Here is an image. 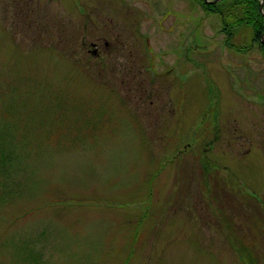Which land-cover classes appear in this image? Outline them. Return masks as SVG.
<instances>
[{
    "label": "rangeland",
    "instance_id": "1",
    "mask_svg": "<svg viewBox=\"0 0 264 264\" xmlns=\"http://www.w3.org/2000/svg\"><path fill=\"white\" fill-rule=\"evenodd\" d=\"M249 36L201 0H0V264H264Z\"/></svg>",
    "mask_w": 264,
    "mask_h": 264
},
{
    "label": "trees",
    "instance_id": "2",
    "mask_svg": "<svg viewBox=\"0 0 264 264\" xmlns=\"http://www.w3.org/2000/svg\"><path fill=\"white\" fill-rule=\"evenodd\" d=\"M202 4L207 12L219 14L227 45L237 35L242 39L250 35V39L260 42L261 35L264 33V15L260 11V0H220L216 4ZM242 245L240 242L236 244L239 255L246 263H252L250 250L247 247L241 248Z\"/></svg>",
    "mask_w": 264,
    "mask_h": 264
},
{
    "label": "flooded vegetation",
    "instance_id": "3",
    "mask_svg": "<svg viewBox=\"0 0 264 264\" xmlns=\"http://www.w3.org/2000/svg\"><path fill=\"white\" fill-rule=\"evenodd\" d=\"M255 40H252V38L250 39V44L252 43V42H254ZM257 42V44H256V46H257V48H258V50H259V52L262 54V56L264 57V44H261L259 41H256ZM250 44H249V46H250ZM104 46H105V48H106V52H107V58H109V56H111V51H110V44H109V42L108 41H106L105 40V42H104ZM248 48V47H247ZM91 52H92V54H97V52H98V50H97V48H94V49H92L91 50ZM125 65H123V66H121V64H119V70H124L125 69ZM133 74H135V73H133ZM123 78V77H122Z\"/></svg>",
    "mask_w": 264,
    "mask_h": 264
},
{
    "label": "water",
    "instance_id": "4",
    "mask_svg": "<svg viewBox=\"0 0 264 264\" xmlns=\"http://www.w3.org/2000/svg\"><path fill=\"white\" fill-rule=\"evenodd\" d=\"M218 1H220V0H203V2L205 3V4H215V3H217ZM263 3H264V1L263 0H260V11L263 13V15H264V11H263ZM264 33L261 35V43L262 44H264Z\"/></svg>",
    "mask_w": 264,
    "mask_h": 264
}]
</instances>
